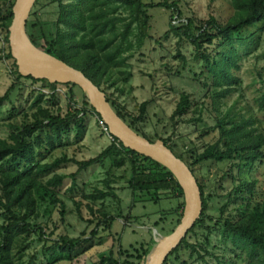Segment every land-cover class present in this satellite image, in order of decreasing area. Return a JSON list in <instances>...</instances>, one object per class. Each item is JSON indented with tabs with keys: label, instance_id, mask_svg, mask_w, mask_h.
Here are the masks:
<instances>
[{
	"label": "trees",
	"instance_id": "16d2710c",
	"mask_svg": "<svg viewBox=\"0 0 264 264\" xmlns=\"http://www.w3.org/2000/svg\"><path fill=\"white\" fill-rule=\"evenodd\" d=\"M44 1L46 0H38L36 8H45ZM48 1L57 9V20L49 23L47 28L41 21L39 11L32 13V21L27 26L31 42L42 52L83 72L102 91L103 86L112 80L113 72L128 64L131 57L129 53L133 49L130 39L135 27L139 29L140 43L149 38L152 19L150 10L161 8L172 13L170 31L166 37L175 35L180 39V46L190 45L194 48L197 59L204 61L211 78L210 83L204 84L207 89L205 100L212 104L210 117L215 123L214 127H207L204 132L207 135L217 133L219 136L217 142L204 153L195 152L192 156L194 161L187 165L193 174L196 166L208 162L228 166V171L219 180L220 190L226 192L220 218L215 219L209 214L210 203L216 196L206 194L205 182L198 181L203 197V214L170 258L178 260L182 248L198 253L197 246L190 243L189 235L206 227L207 242H210L213 232L218 231L222 233L224 240H230L234 244L235 257L233 260H226L227 264H237L238 261L242 264H264V203L259 201V181L250 177L255 165L264 159L263 123L250 107L241 106L239 101L223 111V106H228L226 99L240 86L234 70H239L243 55L254 53L261 44L264 33V0H231L234 15L226 23L214 17L207 21L193 18L184 20V14L176 2L148 4L146 0ZM5 2L7 7L0 8V33L8 46L4 51L5 59L13 62L12 75L16 82H45L55 89L58 84L23 77L19 73L9 46L16 0ZM122 23H125L124 31L119 29ZM180 58L185 60L181 51ZM15 86L16 84L11 89ZM65 86L71 87L70 99L75 106L73 112L70 111L63 117L47 108L46 96L39 92L31 105L33 115L30 117L26 114L28 119H32L21 126L10 125L13 131L10 139H0V222L3 220L0 224V264H21L25 247L36 234H43L44 229L36 228L33 222L40 219L42 205L49 203L55 210H60L62 217L66 216L65 203L60 198L59 189L68 179L67 176L56 174L49 181H43L44 177L55 173L63 165H80L79 173L107 161L111 162V169L121 170L129 165L132 172L129 187L134 196L133 208L142 198H149L153 203H159L165 198L177 199L176 214L181 220L183 218L185 195L176 176L160 163L125 148L120 140L109 133L88 96H83V106L78 108L80 102L73 89L79 87L73 84ZM12 90L0 97V110L11 100ZM81 91L84 92L82 89ZM106 96L117 115L133 131L155 143L141 129V124L147 118L148 103L141 106L140 116L133 117L117 100L107 94ZM258 108L264 113V93L258 101ZM192 112L199 114L198 122H203L205 104L193 101L189 95H183L171 120L177 126ZM90 113L99 118L106 133L112 138V144L100 156L88 162L78 163L76 160L63 158L43 163L39 150L46 147L48 152L54 153L63 146L64 139L71 130H76L78 138H81L86 131L85 116ZM161 141L174 152L170 140ZM79 173L71 176L72 190L77 187ZM107 184L109 192L96 191L84 199L92 204L108 198L117 200L118 196L111 188L110 181ZM226 184H229V189ZM90 210L94 216L99 215L100 220L89 239L61 236L48 250L58 248L62 255L72 261L76 249L83 244H91L99 237L101 227L105 231L112 230L117 219L115 216L102 209L97 213L92 207ZM129 220L130 217L124 218L125 224H129ZM210 225L214 227L211 228ZM199 246L209 254L205 244ZM147 255L144 246L124 250L120 244L117 255L110 250L100 256L98 264H146ZM170 258L165 264L172 263Z\"/></svg>",
	"mask_w": 264,
	"mask_h": 264
},
{
	"label": "rangeland",
	"instance_id": "374dc122",
	"mask_svg": "<svg viewBox=\"0 0 264 264\" xmlns=\"http://www.w3.org/2000/svg\"><path fill=\"white\" fill-rule=\"evenodd\" d=\"M164 2L169 4L176 2L184 14V20L193 18L207 21L214 17L226 23L234 15L231 0H146L148 4ZM6 3L5 0H0V8H6ZM43 4L45 8L35 6L32 13L39 11L41 21L47 27L49 23L57 20V9L48 0ZM124 14L128 17L127 13ZM150 15L152 19L149 38L140 43L139 29L135 27L134 35L130 39L133 49L129 53L131 57L128 64L114 71L112 80L102 89L133 117L140 116L141 106L148 103L147 118L141 124L143 132L155 143L161 139L170 140L175 155L185 164H190L194 161L192 156L195 152L204 153L209 146L217 142L219 137L217 133L207 135L204 132L207 127L210 129L215 126L210 117L212 104L205 100L207 89L204 84L210 83L211 78L204 61L197 59L193 47L180 46V39L175 35L166 37L170 31L172 13L166 9L153 8L150 10ZM29 21H32L31 18ZM125 23L120 24L121 31L125 30ZM29 40L31 42L30 37ZM32 45L36 47L33 43ZM214 48L215 46L211 51ZM7 49L8 46L0 33V97L9 93L16 84L10 92L11 100L0 110V139H10L13 133L10 125L21 126L32 119H28L26 114L30 117L33 115L31 105L39 92L46 96L47 108L60 113L63 117L70 111L73 112L75 106L70 99L71 87L58 85L52 89L45 82L33 83L26 80L16 82L12 75L13 62L5 59L4 51ZM180 51L185 60L180 58ZM242 57L239 70H234L240 86L226 99L228 106H223V111L230 109L239 101L241 106L250 107L262 120L264 131V113L258 108V101L264 93V33L259 48L254 53ZM73 91L80 102L78 108H82L84 92L80 87L74 88ZM183 95H189L193 101L205 104L203 122H198L199 114L192 112L181 120L179 125H174L171 118ZM84 122L86 131L81 138H78L76 130H71V133L66 135L63 146L54 153L48 152L46 147L39 150L42 154L41 161L52 163L67 158L83 163L100 156L113 140L106 133L97 116L90 113L85 116ZM80 170V165L72 163L63 165L55 173L43 178V181L47 182L56 174L67 176L68 179L59 189L60 198L65 203L66 216L62 217L60 210H55L49 203L42 205L40 219L33 222L36 228H43L44 232L36 234L25 247L21 264H98L100 256L110 250L117 255L120 244L124 250H130L131 247L140 249L144 246L149 260L159 248L161 241L177 230L181 221L180 216L176 214L177 199L165 198L159 203H153L149 198H142V201H138L133 208L134 196L129 187L132 172L129 165L121 170L111 169V162L107 161L103 165L90 167L81 173ZM227 171L228 166L216 162L195 167L194 175L197 181L205 182L206 194L216 196L210 203L209 212L215 219L220 218L225 199L223 196L226 195V192L220 190L219 180ZM78 173L77 187L72 190L71 176ZM250 174L251 178L259 181V201L264 203V159L255 165ZM109 181L118 196L117 200L108 198L92 204L84 199L85 196H90L96 191L109 192L107 184ZM226 188H230L229 184H226ZM91 207L95 209V213L102 209L117 218L112 230L105 231L101 227L99 237L91 244H83L76 249L72 261L62 255L58 248L48 250L61 236L89 239L100 220L99 215L92 214ZM126 217H130L129 224L124 222ZM2 223L1 219L0 224ZM210 226L214 227V225ZM221 234L214 231L210 242H207L206 227L197 229L196 233L189 235V240L191 244L197 246L198 253L182 248L178 260L175 257L170 258L171 264H227L226 260H233L235 257L233 252L235 247L232 241L224 240ZM199 244H205L209 254L201 249ZM237 264L242 263L238 261Z\"/></svg>",
	"mask_w": 264,
	"mask_h": 264
},
{
	"label": "water",
	"instance_id": "95a60500",
	"mask_svg": "<svg viewBox=\"0 0 264 264\" xmlns=\"http://www.w3.org/2000/svg\"><path fill=\"white\" fill-rule=\"evenodd\" d=\"M37 1L16 0L14 6L9 46L19 73L23 77L46 80L51 84H73L80 87L112 136L120 140L125 148L150 158L170 170L184 190L185 211L177 230L161 241L159 248L148 260V264H165L171 254L181 246L203 214V197L199 183L189 166L178 158L163 141L152 143L133 131L114 111L106 94L83 72L32 45L27 35V26Z\"/></svg>",
	"mask_w": 264,
	"mask_h": 264
}]
</instances>
